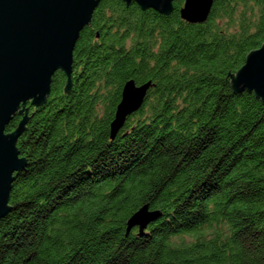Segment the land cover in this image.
I'll use <instances>...</instances> for the list:
<instances>
[{"label":"trees","instance_id":"16d2710c","mask_svg":"<svg viewBox=\"0 0 264 264\" xmlns=\"http://www.w3.org/2000/svg\"><path fill=\"white\" fill-rule=\"evenodd\" d=\"M183 2L163 15L100 0L68 93L57 70L26 105L0 264H264V102L226 77L264 44V0H215L201 24ZM129 80L154 87L111 139ZM144 205L160 216L126 233Z\"/></svg>","mask_w":264,"mask_h":264},{"label":"water","instance_id":"95a60500","mask_svg":"<svg viewBox=\"0 0 264 264\" xmlns=\"http://www.w3.org/2000/svg\"><path fill=\"white\" fill-rule=\"evenodd\" d=\"M124 7L135 3L140 10L151 9L167 15L173 0H121ZM215 0H184L180 18L190 24L205 22ZM100 0H0V219L10 210L9 192L13 174L25 165L19 157L16 142L27 123L26 105H42L49 93L51 79L57 70L66 76L62 94L70 89L73 50L79 33L89 25ZM235 92H253L264 102V44L250 51L245 63L234 76H227ZM225 80V79H224ZM151 81L136 85L127 81L121 91L109 137L113 139L126 119L137 112L153 88ZM21 116L13 132L6 126L15 115ZM32 115V113H31ZM30 115V116H31ZM159 211L139 208L126 222V233L137 228L142 233L155 221Z\"/></svg>","mask_w":264,"mask_h":264}]
</instances>
